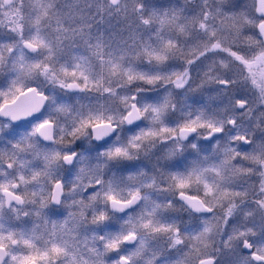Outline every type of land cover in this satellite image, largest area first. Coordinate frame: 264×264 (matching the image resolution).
Returning <instances> with one entry per match:
<instances>
[{
	"label": "snow or ice",
	"instance_id": "snow-or-ice-1",
	"mask_svg": "<svg viewBox=\"0 0 264 264\" xmlns=\"http://www.w3.org/2000/svg\"><path fill=\"white\" fill-rule=\"evenodd\" d=\"M0 264H264V0H0Z\"/></svg>",
	"mask_w": 264,
	"mask_h": 264
},
{
	"label": "rangeland",
	"instance_id": "rangeland-1",
	"mask_svg": "<svg viewBox=\"0 0 264 264\" xmlns=\"http://www.w3.org/2000/svg\"><path fill=\"white\" fill-rule=\"evenodd\" d=\"M222 55H226V54H222Z\"/></svg>",
	"mask_w": 264,
	"mask_h": 264
}]
</instances>
